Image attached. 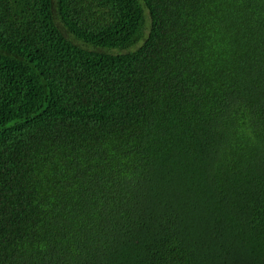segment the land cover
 Returning a JSON list of instances; mask_svg holds the SVG:
<instances>
[{
	"label": "trees",
	"instance_id": "1",
	"mask_svg": "<svg viewBox=\"0 0 264 264\" xmlns=\"http://www.w3.org/2000/svg\"><path fill=\"white\" fill-rule=\"evenodd\" d=\"M0 264H264V0H0Z\"/></svg>",
	"mask_w": 264,
	"mask_h": 264
}]
</instances>
